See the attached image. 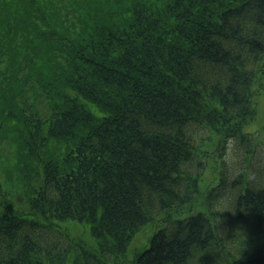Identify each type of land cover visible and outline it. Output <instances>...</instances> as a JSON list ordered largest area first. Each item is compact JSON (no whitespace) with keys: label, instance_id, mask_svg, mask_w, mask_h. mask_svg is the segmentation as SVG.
I'll list each match as a JSON object with an SVG mask.
<instances>
[{"label":"trees","instance_id":"trees-1","mask_svg":"<svg viewBox=\"0 0 264 264\" xmlns=\"http://www.w3.org/2000/svg\"><path fill=\"white\" fill-rule=\"evenodd\" d=\"M0 164V264H264V0H0Z\"/></svg>","mask_w":264,"mask_h":264},{"label":"rangeland","instance_id":"rangeland-1","mask_svg":"<svg viewBox=\"0 0 264 264\" xmlns=\"http://www.w3.org/2000/svg\"><path fill=\"white\" fill-rule=\"evenodd\" d=\"M219 164L218 160H214L213 161V169ZM1 166V164H0ZM78 231L81 232V228H78ZM152 231V226H146L144 229H142L141 232H139L140 234L136 237L134 244L135 245H139L141 244L143 241H145V239L151 234Z\"/></svg>","mask_w":264,"mask_h":264}]
</instances>
